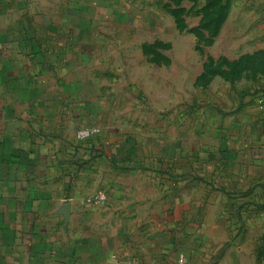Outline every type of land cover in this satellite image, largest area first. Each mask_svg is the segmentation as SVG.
Instances as JSON below:
<instances>
[{
	"label": "rangeland",
	"instance_id": "rangeland-1",
	"mask_svg": "<svg viewBox=\"0 0 264 264\" xmlns=\"http://www.w3.org/2000/svg\"><path fill=\"white\" fill-rule=\"evenodd\" d=\"M23 2L64 49L66 153L89 188L52 264L77 256L64 233L114 235L139 264H264V0ZM97 186L130 189L137 220L95 224Z\"/></svg>",
	"mask_w": 264,
	"mask_h": 264
},
{
	"label": "crops",
	"instance_id": "crops-1",
	"mask_svg": "<svg viewBox=\"0 0 264 264\" xmlns=\"http://www.w3.org/2000/svg\"><path fill=\"white\" fill-rule=\"evenodd\" d=\"M23 1L0 0V264H52L53 227L78 216L80 197L89 188L80 180L82 170L70 171L66 153L73 133L64 117V49L54 52L49 41H39L51 27L31 24ZM75 173L76 189L70 185ZM103 193L107 210L95 224L137 220L135 211L127 210L139 200L130 189L105 188ZM64 206L69 207L67 218L61 213ZM112 237L64 233V242H80L72 264H118L124 258L140 263L131 252L118 253L121 246L112 244Z\"/></svg>",
	"mask_w": 264,
	"mask_h": 264
},
{
	"label": "built area",
	"instance_id": "built-area-1",
	"mask_svg": "<svg viewBox=\"0 0 264 264\" xmlns=\"http://www.w3.org/2000/svg\"><path fill=\"white\" fill-rule=\"evenodd\" d=\"M98 134H99L98 129H95V128L83 129L77 133V139L80 141H84L86 139L93 138V137L97 136ZM106 201H107L106 194L105 193H99V194L95 195L94 197H92L89 202L94 204V205H100V204L105 203ZM127 264H132V263H127Z\"/></svg>",
	"mask_w": 264,
	"mask_h": 264
},
{
	"label": "water",
	"instance_id": "water-1",
	"mask_svg": "<svg viewBox=\"0 0 264 264\" xmlns=\"http://www.w3.org/2000/svg\"><path fill=\"white\" fill-rule=\"evenodd\" d=\"M61 213L67 218L69 216V207L64 206L63 209L61 210Z\"/></svg>",
	"mask_w": 264,
	"mask_h": 264
}]
</instances>
